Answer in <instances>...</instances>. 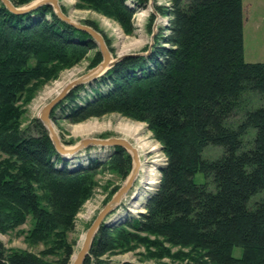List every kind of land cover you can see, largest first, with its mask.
Returning <instances> with one entry per match:
<instances>
[{
    "label": "trees",
    "instance_id": "1",
    "mask_svg": "<svg viewBox=\"0 0 264 264\" xmlns=\"http://www.w3.org/2000/svg\"><path fill=\"white\" fill-rule=\"evenodd\" d=\"M12 1L21 7L34 0ZM82 1L132 31L136 11L128 0ZM170 3L162 9L170 32L150 55L125 56L55 107L75 123L111 112L147 122L167 157L146 211L119 227L103 225L84 264H137L105 258L121 233L137 237L127 228L199 250L198 264H264V62L244 58L243 0ZM96 46L49 4L16 13L0 0V151L7 155L0 161V232L31 217L28 238L49 245L38 256L0 241V264H70L67 232L107 163L69 168L39 118L22 127L19 103ZM210 147L221 154L206 156ZM114 150L110 169L127 177L132 158Z\"/></svg>",
    "mask_w": 264,
    "mask_h": 264
},
{
    "label": "rangeland",
    "instance_id": "2",
    "mask_svg": "<svg viewBox=\"0 0 264 264\" xmlns=\"http://www.w3.org/2000/svg\"><path fill=\"white\" fill-rule=\"evenodd\" d=\"M58 2L62 13L72 21L88 26L91 25L87 22L97 24L99 29L96 30L104 37L112 60L117 59L119 56H128V54L142 53L144 55H150L153 47L157 46L155 42L158 37L160 38L170 32L168 28L171 16L162 13V9L170 6V0H128L129 5L135 8L136 11L132 20L133 29L131 32L126 31L113 17L89 6L82 0H58ZM243 7L244 58L247 62H264V0H243ZM119 29L126 35L124 39L118 38ZM93 41L97 45L95 48L88 49L86 55L77 63L62 67L53 78L39 82L33 90L30 99L28 101L22 100L19 103L26 110L22 118V127L30 124L34 118L39 117L40 112L37 113L36 110L38 105L41 106V111L49 101L60 93L59 91L56 95L49 98L45 95L47 91L55 86L58 80L62 81L69 74L73 73V81L91 72L104 61V56L100 51L98 43L94 39ZM136 41H139L137 46L130 48L126 53L120 52L125 47L133 45ZM97 52L100 53L101 60L99 63H97L96 59ZM86 87L88 88V83ZM86 92L82 90L80 93L81 95H86ZM87 123L97 124L98 127L92 130H84L78 127L81 124L84 125ZM52 124L57 130V136L60 141L66 147H72L84 138H123L131 145L133 144L132 146L134 147L135 137L133 136L132 138L126 131H123V127L126 124L131 127L136 126L139 130V138L145 139L143 141H146L147 145H149L143 152H137L139 167L133 186L119 206L107 217V226H122L131 216H138L140 213L146 211L145 202L157 190L162 175L161 168L167 162L163 145L155 138L147 122L139 121L119 112H111L101 117H91L75 123L67 117L61 108H58L52 113ZM137 126L140 127L138 128ZM119 127L122 128L118 129ZM113 151H115L114 147L92 146L91 148L82 149L75 155L63 157L65 162L68 163L67 166L69 168L88 165L90 159H99L107 163L106 166L98 170L95 176L96 185L93 190V195L86 200L79 212L75 215L73 228L67 232L66 240L72 243L73 246L71 260L82 247V245L79 247L81 236L85 235L98 214L111 201L127 179V177H122L116 171L110 169L108 161L112 158ZM126 151L132 158L133 168V153L128 150ZM205 154L208 157L216 158L221 154V148L210 147L206 150ZM5 158H7V155L0 151V161ZM59 166L62 165L59 164ZM146 168L153 170L152 177L156 180V184H144ZM196 180L202 182L204 180L203 174H198ZM141 194L144 195L141 196ZM129 207H133L136 210L127 216L124 212ZM89 210H92V213L88 215ZM32 227L33 221L29 217L24 223H21L15 228L6 232H0V241L6 248L28 251L40 256L41 252L49 245L45 242H33L28 238ZM127 230L137 233V237L127 241L122 238L124 233L118 235L114 242L113 250L105 255L106 259L112 262H133L137 264H198L200 260L199 250H194L191 247L173 245L162 237L153 234L137 232L130 228H127ZM235 253L239 255L241 249L236 248ZM48 259L57 260L58 257L54 255L49 256Z\"/></svg>",
    "mask_w": 264,
    "mask_h": 264
},
{
    "label": "water",
    "instance_id": "3",
    "mask_svg": "<svg viewBox=\"0 0 264 264\" xmlns=\"http://www.w3.org/2000/svg\"><path fill=\"white\" fill-rule=\"evenodd\" d=\"M1 1L6 5L7 8H9L11 11L16 12V13H25L42 4L52 5L60 18H62L64 21L70 23L71 25L79 29L88 32L91 35V37L94 40H96V42L98 43L100 47V51L102 55L104 56V61L100 63V65L97 68L77 78L76 80L68 84L65 88H63L57 96H55L51 101H49L41 109L40 115L38 117L43 122L45 127L49 130L51 139L57 151L63 157H65V155H70V156L75 155L77 152L81 151L82 149L90 148L92 146H98V147L121 146L125 148L126 150L133 153L134 165L131 170V173L127 177L124 185H122V187L113 196L111 201L101 210V212L98 214V216L96 217V219L94 220L90 228L87 230V232L85 233V237H84V241H83L81 249L73 256L71 263H70V264H84L85 259L90 252L93 241L96 235L98 234L100 228L103 225H107V222H106L107 217L118 207V205L122 202L125 195L132 188L134 180L138 172V167H139L138 156H137V152L134 149V147L127 140L123 138H108V139L84 138L81 141H79L77 144H75L74 146L66 147L62 144L59 137L56 135V133H54L52 129V113L55 107L62 100H64L73 89L81 85L90 83L93 80L97 79L98 76L105 73V71H107L110 67H112L117 61L121 60L127 55L119 56L117 57V59L112 60L104 37L95 28L88 26V25H82V24L76 23L72 21L69 17L64 15L61 11L58 0H34L30 2L29 4H26L21 7L15 6L12 0H1ZM140 54L142 53L131 54V55H140Z\"/></svg>",
    "mask_w": 264,
    "mask_h": 264
},
{
    "label": "bare ground",
    "instance_id": "4",
    "mask_svg": "<svg viewBox=\"0 0 264 264\" xmlns=\"http://www.w3.org/2000/svg\"><path fill=\"white\" fill-rule=\"evenodd\" d=\"M120 31H118V38L119 39H124L125 37H126V35L124 34V32L121 30V29H119ZM138 42L139 41H136L133 45H131V46H129V47H125L124 49H122L120 52L121 53H126L127 51H129L130 50V48H133L134 46H137L138 45ZM106 72V71H105ZM99 77V76H98ZM97 77V78H98ZM72 78H73V73H71V74H69V76L67 77V78H65V79H63L62 81H57L56 82V84H55V86L53 87V88H51L49 91H47L46 92V97H51V96H54V95H56L59 91H61V89H63V88H65L68 84H70L71 82H73L74 80H76V79H74L73 81H72ZM79 78V77H78ZM96 80V79H95ZM95 80H93L92 82H94ZM91 83V82H90ZM74 90V89H73ZM57 96V95H56ZM40 108H41V106H39L38 105V107H37V113H39L40 112ZM139 124V123H138ZM80 129H84V130H92V129H95V127H98V125L97 124H93V123H87V124H81L80 126H78ZM138 127V126H137ZM140 127V126H139ZM138 127V128H139ZM120 128H122V127H119L118 129H120ZM52 129H53V131H54V133H56V135H57V130H56V128H55V126L52 124ZM123 131H126V133L127 134H129V135H131L132 136V138H133V136L135 137V145H134V149L136 150V152H139V153H141V152H143L147 147H148V145H147V142L146 141H143V140H145V139H143V138H139V130L136 128V126L134 127V126H129V125H125L124 127H123ZM125 133V132H124ZM133 145V144H132ZM115 147H117V146H115ZM114 147V148H115ZM91 148V147H90ZM154 149H156V147H154ZM151 150V149H150ZM153 150V149H152ZM154 151V150H153ZM65 157H68V155H65ZM164 167V166H163ZM162 167V168H163ZM152 169H150V168H146L145 169V172H146V178H145V183L144 184H149V185H154V184H156V180H154V178L152 177ZM130 173H131V171H130ZM129 173V174H130ZM129 176V175H128ZM127 176V177H128ZM146 187V186H145ZM147 187H150V186H147ZM144 194H141V196H143ZM152 195V194H151ZM151 195L148 197V199L151 197ZM147 201V200H146ZM142 203V202H141ZM145 204H146V202H145ZM119 206V205H118ZM141 206V205H140ZM136 209L135 208H133V207H129L128 209H127V211H125L124 213H126V215L128 216V215H130V214H132L133 213V211H135ZM92 213V210H89V213H88V215L89 214H91ZM122 215V214H121ZM120 215V216H121ZM84 237H85V235H82L81 236V239H80V242H79V247L83 244V241H84Z\"/></svg>",
    "mask_w": 264,
    "mask_h": 264
}]
</instances>
